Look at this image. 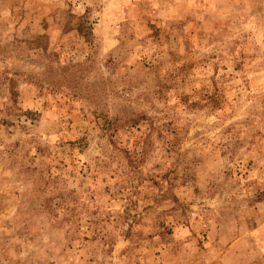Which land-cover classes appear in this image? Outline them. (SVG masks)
I'll return each instance as SVG.
<instances>
[{"label":"rangeland","instance_id":"obj_1","mask_svg":"<svg viewBox=\"0 0 264 264\" xmlns=\"http://www.w3.org/2000/svg\"><path fill=\"white\" fill-rule=\"evenodd\" d=\"M0 264H264V0H0Z\"/></svg>","mask_w":264,"mask_h":264}]
</instances>
